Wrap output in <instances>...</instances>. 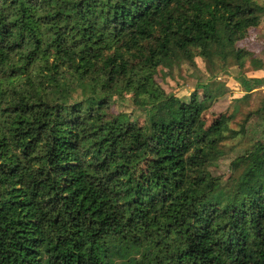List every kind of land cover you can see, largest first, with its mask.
<instances>
[{
	"label": "trees",
	"instance_id": "obj_1",
	"mask_svg": "<svg viewBox=\"0 0 264 264\" xmlns=\"http://www.w3.org/2000/svg\"><path fill=\"white\" fill-rule=\"evenodd\" d=\"M261 1L0 0V264H264V140L224 183L212 168L246 127L156 81L167 61L252 56L237 39ZM124 89L145 127L111 113Z\"/></svg>",
	"mask_w": 264,
	"mask_h": 264
},
{
	"label": "rangeland",
	"instance_id": "obj_2",
	"mask_svg": "<svg viewBox=\"0 0 264 264\" xmlns=\"http://www.w3.org/2000/svg\"><path fill=\"white\" fill-rule=\"evenodd\" d=\"M261 4L264 6V0ZM220 34L224 36L223 30ZM237 40L238 48L253 55L242 60L229 57L226 62L218 57L212 62L202 57L195 58L193 62L167 61L156 74V81L166 93L184 100L193 116L205 120L208 126L221 115H226L230 117L231 129L246 127V134L224 141L226 154L212 168L216 176L224 178V183L234 177L230 170L231 162L251 149L257 139L264 140V83H251V80L264 79V15L258 27L241 31ZM242 78L246 80L242 81ZM75 97H79L78 93ZM110 111L139 127L146 126L147 119L135 106L132 90L124 89L116 95ZM156 148V143L150 138L149 143L140 149L142 162L136 177L152 172Z\"/></svg>",
	"mask_w": 264,
	"mask_h": 264
}]
</instances>
